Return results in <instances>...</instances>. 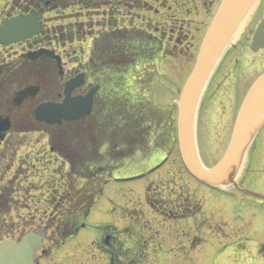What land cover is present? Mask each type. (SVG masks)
Wrapping results in <instances>:
<instances>
[{"label":"rangeland","instance_id":"374dc122","mask_svg":"<svg viewBox=\"0 0 264 264\" xmlns=\"http://www.w3.org/2000/svg\"><path fill=\"white\" fill-rule=\"evenodd\" d=\"M143 1L139 7L72 6L45 13L44 26L51 28V40L56 33L65 35V40L60 38L54 44L62 51L68 68L89 57L96 35L101 39L110 32L113 37L116 30L125 28L136 30V37L141 35L139 30L156 36L161 49L157 58L139 68L140 83L131 87L134 94L119 91V99H115L117 94L112 92V107L119 102L124 109L123 101L129 111L137 110L136 129L143 128L144 132L133 142L134 148L115 153L119 165H110L111 180L91 209L86 226L72 237L57 239L47 227L49 220L61 216L57 206L68 181L77 183L61 154L51 152L48 134L27 131L4 144L0 151V188L11 191L9 237L18 241L32 229L44 228L47 235L35 255L36 264H110L101 227L110 223V244L129 255L126 264H264V129L250 146L252 156L248 150L244 166H252L245 174L243 193L230 185L224 191L194 181L177 147L175 102L220 0ZM262 17L264 0H256L201 99L197 146L207 166L221 157L241 102L264 71V49L258 53L250 49L252 34ZM139 86L143 87L141 91L136 90ZM149 107L151 115L159 117L157 124L153 118H146ZM110 114L112 110L107 111ZM145 123H151L150 127ZM112 142L120 145L124 140L113 138ZM89 160L92 162V157ZM156 164H161L160 169L151 173ZM99 171L102 173L95 174L93 180L89 178L87 188L104 185L110 177L103 169ZM145 186L162 202L150 194L154 206L146 205Z\"/></svg>","mask_w":264,"mask_h":264},{"label":"water","instance_id":"95a60500","mask_svg":"<svg viewBox=\"0 0 264 264\" xmlns=\"http://www.w3.org/2000/svg\"><path fill=\"white\" fill-rule=\"evenodd\" d=\"M256 0H221L200 44L193 68L187 77L177 106V141L182 162L197 180L213 186L235 184L245 155L258 131L264 125V73L250 86L237 112L227 148L222 158L212 167H205L199 157L195 124L198 105L215 67L225 53L243 19ZM41 13H30L6 20L0 24V43L8 45L24 41L40 31ZM264 48V19L253 35L251 50ZM53 53L40 50L28 55L30 59ZM59 60L58 57H56ZM71 82L66 93L73 88ZM92 92L85 97L70 99L62 105L43 104L37 118L48 124L73 120L88 113ZM7 126L4 127L6 130ZM46 232L41 228L25 234L19 242H0V264H35L34 255L41 248Z\"/></svg>","mask_w":264,"mask_h":264},{"label":"flooded vegetation","instance_id":"af4514ba","mask_svg":"<svg viewBox=\"0 0 264 264\" xmlns=\"http://www.w3.org/2000/svg\"><path fill=\"white\" fill-rule=\"evenodd\" d=\"M0 3V23L11 17L29 13L31 11L43 12L41 20V33L27 38L23 42L12 43L7 46L0 45V151L4 144H10L17 135L22 133L45 132L51 148H59L65 151L67 147L63 144L62 138L66 133L73 138L76 136L77 151L84 153L85 149L93 152L100 150L99 133L89 135L94 137L90 146L86 145L85 133L96 119H99L98 108L103 107V102L111 95L114 84L105 78V72L109 75L112 71L110 66L100 67L99 61L92 68L88 67V60L80 61L70 68L64 62L62 51L55 46L56 41L65 40V35L54 34V41L51 40V28L44 25L45 13L59 8H70L80 6L85 9H95L100 6L111 9L120 0H5ZM5 3V4H4ZM129 33V30H127ZM61 35V37L59 36ZM64 37V38H63ZM100 34L96 35L97 40ZM102 38V37H101ZM100 41V39H99ZM59 45V44H58ZM61 45H59L60 47ZM44 47L53 50L60 56V65L52 56L39 55L35 59H29L27 53L35 51L37 48ZM24 49L26 51H24ZM28 64V66H26ZM81 81L70 91L71 97H79L88 94L96 88L93 94L91 112L89 115L76 121H62L56 126H49L43 122H38L35 117V109L42 102L63 103L65 99V88L69 81L74 79ZM111 78V76H110ZM10 122L7 131L2 130L3 120ZM96 126V125H95ZM95 126L90 128H96ZM94 132V131H93ZM65 138V137H64ZM103 147V146H101ZM109 151V156L114 153L115 148L109 143L105 146ZM159 166V165H158ZM159 170V167L152 169V172ZM142 175V174H141ZM243 176V175H242ZM242 190L246 186L239 180ZM246 184L247 186L251 185ZM147 186V184H146ZM145 186V192L147 188ZM244 190V191H245ZM145 204L153 207L150 194L147 191ZM155 200L162 202L161 198L155 196ZM107 235L111 236L112 227L107 226ZM112 249H117L116 245L109 244Z\"/></svg>","mask_w":264,"mask_h":264},{"label":"trees","instance_id":"16d2710c","mask_svg":"<svg viewBox=\"0 0 264 264\" xmlns=\"http://www.w3.org/2000/svg\"><path fill=\"white\" fill-rule=\"evenodd\" d=\"M122 1H124L123 4H125L127 0ZM130 2L133 7H139L141 4V0H130ZM118 3L119 1L116 2V4ZM143 3L146 4L147 1L145 0ZM135 32L136 30L131 31V29L129 30V33H127V30L125 29L116 30L113 33V37L111 39L109 38L103 41L97 40L93 43L91 59L88 63V67L92 68V66H94L95 63L99 61V65L101 67L110 66L112 68V71L110 72L111 75L107 74L106 72L104 73L106 74L105 78L110 80L115 85L113 89L114 91L110 89L112 92L116 93L118 90H124L126 88L123 85L129 86L130 83L134 89V87H136L134 84L140 83L138 79V76L140 75H138L139 72L136 70L137 66L143 62L147 63L151 60H154V58H157V55L161 49L160 40L157 39L156 36L148 35L146 31L139 30L141 34L139 36L141 38L140 39L138 36L136 37L134 35ZM72 33L73 31L69 32V34ZM137 88V91H141V88L143 87L139 86ZM131 93L134 94L133 91H131L130 94ZM121 102L125 107L124 109L127 115H123L124 109H120L122 106H120L118 102L117 107L115 109L112 108L113 116L110 114L109 117L110 119H113L114 122L112 123V127H110L111 131H114V140L120 141L121 138L124 140V143H121L120 145L114 143L115 147L117 148L123 146L126 147L127 145L131 144L133 145V142L137 140V137H139L138 135H143L144 132V130H142L143 128H141V130L136 129L135 125L136 123H139L138 116L140 113L137 112V110L135 111L134 108L132 111H129L128 103H123V101ZM106 107L109 109L108 106ZM151 114H153V112L151 111V107H149V113L146 114V118H153V122L157 124L159 121L158 115L152 116ZM150 125L151 123H145V126L147 127H150ZM151 128H155V125H153ZM147 131L148 130H146V132ZM66 143L69 145V142H64L65 146ZM73 143L76 145L75 142ZM70 173L73 176H76L78 172L73 166L70 169ZM10 192V188H0V221H2V226H0V240L8 238L10 235L7 231V228L10 227L7 222L9 205L11 203L9 198ZM94 194V185L88 188L84 187L79 189L72 182L68 184L67 191L57 206L60 210L61 216H55L47 222V227L54 232V235L57 239L65 240L67 237L75 234V232L82 225H84L85 218L88 215L91 206L93 205ZM107 252L110 255V264L127 263L126 258L129 256L128 254L125 256L124 252L119 250H108Z\"/></svg>","mask_w":264,"mask_h":264},{"label":"bare ground","instance_id":"6f19581e","mask_svg":"<svg viewBox=\"0 0 264 264\" xmlns=\"http://www.w3.org/2000/svg\"><path fill=\"white\" fill-rule=\"evenodd\" d=\"M239 34H240V28H239V31L237 32V35L233 37L234 39H233V41L231 42V44L234 43V42L236 41V39L239 37Z\"/></svg>","mask_w":264,"mask_h":264}]
</instances>
